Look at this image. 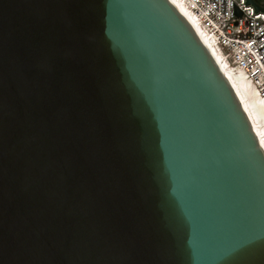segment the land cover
I'll list each match as a JSON object with an SVG mask.
<instances>
[{
  "label": "water",
  "instance_id": "water-1",
  "mask_svg": "<svg viewBox=\"0 0 264 264\" xmlns=\"http://www.w3.org/2000/svg\"><path fill=\"white\" fill-rule=\"evenodd\" d=\"M0 264H264V148L175 0H0Z\"/></svg>",
  "mask_w": 264,
  "mask_h": 264
},
{
  "label": "built area",
  "instance_id": "built-area-1",
  "mask_svg": "<svg viewBox=\"0 0 264 264\" xmlns=\"http://www.w3.org/2000/svg\"><path fill=\"white\" fill-rule=\"evenodd\" d=\"M177 2L222 61L249 81L264 106V11L248 0Z\"/></svg>",
  "mask_w": 264,
  "mask_h": 264
},
{
  "label": "bare ground",
  "instance_id": "bare-ground-1",
  "mask_svg": "<svg viewBox=\"0 0 264 264\" xmlns=\"http://www.w3.org/2000/svg\"><path fill=\"white\" fill-rule=\"evenodd\" d=\"M175 2L178 4L177 0ZM179 5V4H178ZM180 6V5H179ZM181 7V6H180ZM183 10V9H182ZM184 11V10H183ZM185 12V11H184ZM186 14V12H185ZM187 15V14H186ZM188 16V15H187ZM189 18V17H188ZM190 19V18H189ZM196 29L200 32L208 46L210 47L211 51L213 52L214 56L224 69L226 75L228 76L229 80L231 81L235 91L237 92L242 104L244 105L253 125L255 131L260 139V142L264 148V106L262 101L257 96L256 92L253 90V86L249 84L244 76L238 71H232L220 58L216 49L211 45L210 41L207 40L193 20L190 19Z\"/></svg>",
  "mask_w": 264,
  "mask_h": 264
},
{
  "label": "flooded vegetation",
  "instance_id": "flooded-vegetation-1",
  "mask_svg": "<svg viewBox=\"0 0 264 264\" xmlns=\"http://www.w3.org/2000/svg\"><path fill=\"white\" fill-rule=\"evenodd\" d=\"M256 2L257 3H261V2H264V0H257Z\"/></svg>",
  "mask_w": 264,
  "mask_h": 264
}]
</instances>
